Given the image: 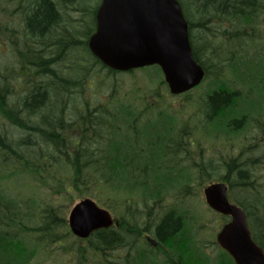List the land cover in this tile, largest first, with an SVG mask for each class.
Masks as SVG:
<instances>
[{"label": "trees", "instance_id": "16d2710c", "mask_svg": "<svg viewBox=\"0 0 264 264\" xmlns=\"http://www.w3.org/2000/svg\"><path fill=\"white\" fill-rule=\"evenodd\" d=\"M58 1L70 9L69 22L59 30L52 27L59 17L54 3L39 0L43 3L35 12L34 0H0V47L7 49L0 54V264H39L42 254L51 253L74 255L76 264H130L132 246L134 264H162L157 257L143 258L147 251L141 249V233L153 227L154 238L167 241L180 264H207L209 259L198 253L193 258L190 237L179 218L166 216L158 224L159 216H144L162 211L158 207H166L164 190L180 186L176 164L193 140L188 120L177 129L168 113L147 119L167 89L161 69L148 68L152 72L147 79L159 80L157 90L120 95L118 78L147 68L120 73L90 51L88 38L101 0ZM179 2L194 56L208 79V89L199 94L200 130L216 141L233 140L252 121L259 130L236 155L210 146L215 155L207 158L203 139L195 138L198 181L225 182L264 246V63L258 51L249 54L245 48L261 38L258 23L264 24V18L259 19L264 0ZM51 28L53 34L47 35ZM236 46L237 50L230 48ZM226 68L236 74L241 88L224 80ZM100 71L108 79H101L103 83L113 86L102 100L87 87L89 78L94 80ZM200 86L182 94L187 103L192 104L191 94ZM20 179L36 181L61 199L97 197L110 209L113 196L121 197L123 223L118 229L97 230L86 240L76 238L63 204L8 193L6 185ZM137 191L143 202H132ZM217 264L235 263L223 252Z\"/></svg>", "mask_w": 264, "mask_h": 264}, {"label": "water", "instance_id": "95a60500", "mask_svg": "<svg viewBox=\"0 0 264 264\" xmlns=\"http://www.w3.org/2000/svg\"><path fill=\"white\" fill-rule=\"evenodd\" d=\"M96 19L88 46L105 66L129 71L159 65L172 94L186 92L204 79L205 70L194 57L189 24L178 0H102ZM204 193L213 209L232 216L218 234L221 246L237 264H264V251L251 237L246 213L229 201L227 186L212 183ZM113 222L111 213L91 198L77 202L68 220L72 232L81 238Z\"/></svg>", "mask_w": 264, "mask_h": 264}, {"label": "rangeland", "instance_id": "374dc122", "mask_svg": "<svg viewBox=\"0 0 264 264\" xmlns=\"http://www.w3.org/2000/svg\"><path fill=\"white\" fill-rule=\"evenodd\" d=\"M262 16L259 18L260 21L264 18V13L261 14ZM75 17H78V14L75 13ZM90 27V26H88ZM258 28L261 32V38L258 40H255L253 44L247 43L245 48L246 51L249 52V54H253L254 51H258V57L261 59L264 63V24L258 23ZM233 50H237L236 47H230ZM6 46L2 45L0 47V54L3 52H6ZM245 50V49H244ZM154 68V67H150ZM156 69V68H155ZM149 72H152L151 69L147 70H140L137 71L133 75H123L118 78V81L116 82V87L121 92L120 95L123 94V92L127 91L130 92L132 90L139 91L141 95H144L145 93H149V91L157 90L158 88V82L159 80H155L150 82L147 79V74ZM100 71L97 75V78L92 80V78H89L87 81V86L90 84L93 89L90 90L92 94L97 93L95 98H99L100 100L106 99L109 92L113 89L112 84H109L110 82L107 81L103 83L104 80H108L105 77H103V73ZM156 75L159 76V73ZM224 80L227 81L228 84H235L236 88H241L242 85L239 84V80L236 76V74L231 69H224ZM102 79V80H101ZM159 79V78H158ZM93 84V85H92ZM137 85V86H136ZM102 86V87H101ZM146 86V88H144ZM139 87V89H137ZM245 89L246 87L243 86ZM90 89V87L88 86ZM164 88H162L163 91ZM208 89V79L203 82V84L193 92V99L192 104H189L185 101V97L182 96H169L167 93H164V96L157 100V107L158 109H154L149 115L147 116V119L153 121L159 118V113H168L170 114L173 119V124L176 126L177 129H180L181 126L184 124V121L188 120L190 121V124H187V128H191L193 138L203 139V146L205 147V156L207 158L213 157L215 154L212 153L213 149L210 148V146L219 147V149L225 148L223 151L224 155H236L238 153V149L241 147L242 143L250 142V139L255 135L258 134L259 130L256 127V124L254 121L250 122L248 126L242 130L238 135H235L233 140L228 141L224 137H220L219 140H215L211 138L210 135L206 136V132H202L200 129V126L198 125V122L200 120L201 114L198 112L199 106L203 103L200 102L199 98L202 96V94ZM167 91V90H166ZM202 93L201 95H199ZM90 97V95L88 96ZM168 97V98H166ZM197 100V101H196ZM199 103V105H198ZM264 104V102H263ZM262 115H264V107L261 110ZM256 116V114H254ZM1 122V118H0ZM145 122V120L143 121ZM143 123L140 124L142 127ZM5 126L8 129H11L12 127H9L6 123ZM233 143V146L235 149H231V144ZM191 151V154L188 156H179L178 160L180 159L179 164H176V169H179L180 176V186L177 184L175 187H167L164 190V199L162 201L163 206L166 205L167 208H175L176 210H180L182 212H194V215L197 216L198 221V236L197 239H200L204 245L203 248H198L197 253L202 256L203 258H208L207 264H217L218 263V256L217 254L220 252L217 247L213 244V241L215 240V235L217 230L219 229L218 225V217L221 216L218 214H215L213 211H211L204 199L203 194V188L206 184H200L198 181V175L197 170L195 167V164L199 161L198 157V150H197V142L189 148ZM231 149V150H230ZM232 151V152H231ZM6 190L10 195L13 197L15 196H21L22 198L28 199L29 197L35 198L38 202L39 201H45L52 203H55L56 201L63 204L66 208V218L69 216V212L74 205L75 202H77L80 198L74 196L73 200H70V198L67 199H61L57 194L52 193L50 190H48L46 187L44 189L41 188V185L36 181H24L23 179L18 180V182L7 184ZM123 191L121 193V196L125 195ZM191 192L192 194L188 193ZM113 196V195H112ZM114 198V196H113ZM98 201V198H95ZM121 197H115L111 200L112 206L110 211L113 212V215L120 216L122 213L124 214V211L119 209V203ZM147 199V197H146ZM144 197L140 195V193L137 191L135 192L134 198L132 199V202L135 201H141L143 202ZM153 202V200L150 201V203ZM100 206L104 207L102 203H98ZM143 206V205H142ZM107 207V206H105ZM143 207H141L142 209ZM165 207L162 208L164 210ZM122 212V213H120ZM43 259L40 260L39 264H76V257L74 255H57L56 253H51L50 255L42 254ZM94 264V263H90Z\"/></svg>", "mask_w": 264, "mask_h": 264}, {"label": "flooded vegetation", "instance_id": "af4514ba", "mask_svg": "<svg viewBox=\"0 0 264 264\" xmlns=\"http://www.w3.org/2000/svg\"><path fill=\"white\" fill-rule=\"evenodd\" d=\"M55 5V11L58 13L59 17L56 20V24L52 25L56 26V28H65L66 23L69 22V8L67 7L66 4L62 2V5L59 3L58 0H47ZM56 1V2H54ZM43 2H39V0H34V4H32L31 7L32 9L35 10V12L38 11V9L42 6ZM98 9V8H97ZM96 13L97 10L95 11L94 14V19H95V25H96ZM82 18V17H81ZM58 21V22H57ZM59 24L61 26H59ZM52 30L47 31V35H52L53 34V28ZM59 30V29H58ZM56 42V41H55ZM56 44H58L56 42ZM63 51V50H62ZM193 144V142H192ZM190 150H187L185 154L190 153ZM172 213V214H170ZM129 216H134L132 213ZM144 216H159L158 224H161V222L165 219L166 216H173L175 218H179L181 221V229H184V232H187V235L190 237V242L193 247V258H196L197 251H198V221H197V216L194 215V212H182L180 210H176L175 208H165L164 210L158 212V213H152L150 215L145 214ZM153 235V236H152ZM155 232H154V227L151 231L141 233L142 236V241L145 242L146 244H143L141 246V249L145 252L146 254L143 255V258L145 259H150L151 257H157L159 261L162 264H180L181 260L179 256L176 254L175 249L171 246L168 245L165 240H156L154 238ZM174 246V245H173ZM138 248V246H136ZM128 258L131 259L130 264H134V258H136V251H134V247L129 248L128 252Z\"/></svg>", "mask_w": 264, "mask_h": 264}]
</instances>
